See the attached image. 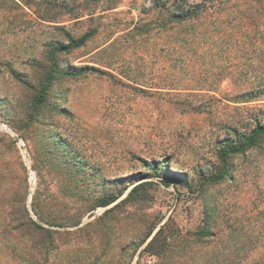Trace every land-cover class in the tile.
Masks as SVG:
<instances>
[{
	"label": "rangeland",
	"instance_id": "374dc122",
	"mask_svg": "<svg viewBox=\"0 0 264 264\" xmlns=\"http://www.w3.org/2000/svg\"><path fill=\"white\" fill-rule=\"evenodd\" d=\"M183 2L199 7L177 22L178 0H0V196L26 178L28 203L46 186L65 213L142 183L111 212L50 227L63 233V264H228L213 256L228 251L230 264H256L264 254V136L213 180L222 143L264 123V0ZM90 31L82 46L56 49ZM69 151L82 177L66 169ZM153 159L157 170L143 161ZM68 172L84 181L77 197ZM205 202L235 229L231 242H191ZM153 224L185 234L160 259L137 245Z\"/></svg>",
	"mask_w": 264,
	"mask_h": 264
},
{
	"label": "trees",
	"instance_id": "16d2710c",
	"mask_svg": "<svg viewBox=\"0 0 264 264\" xmlns=\"http://www.w3.org/2000/svg\"><path fill=\"white\" fill-rule=\"evenodd\" d=\"M195 7L194 5L190 6L186 4L183 0H178V3L175 4V12H172V18L176 19L177 22L186 21L193 16L199 5ZM93 34L94 32L91 31L84 33L80 37L72 39L70 44L59 43L56 49L64 51L74 47H80ZM51 60V66L55 69L56 62L53 55ZM80 68L82 67L78 69L80 70ZM68 73L72 74V72ZM262 91H264V89L260 90V92ZM44 93L43 91L39 92L38 96L35 98L37 103H42L44 101ZM256 94L257 91L250 92L247 97L252 98ZM260 136H264V123L260 121H256L247 132L235 130L234 136L228 137L229 140L222 143V148L219 152V162L220 169L223 171L221 174L214 177L213 180L217 179L221 181L225 178L226 172L228 171V162L226 160L228 155L239 154L249 147L256 146ZM4 141L5 140H0L2 143ZM68 157L70 159L68 158L66 162V169L71 171L73 175L82 177L83 174L80 175V173L75 172L81 170L83 163L80 162L76 155H73V153L71 154L70 151L68 152ZM42 159L41 162L44 163V166L51 165L52 160L50 158L49 160L46 154H42ZM143 161L149 165V168L154 170L158 169V167L154 165L157 164L159 160L153 159ZM72 173L68 172V175L72 176ZM121 178L122 177L118 179ZM67 181L66 191L71 193V195L68 194L70 197H75L78 188L80 185L82 186L83 180L72 176L68 178ZM141 185L142 183L133 186L126 197L121 200L119 199L124 193L122 190L95 199L86 197L82 198L85 204L76 205L74 208L67 209L65 213H60V209L56 208L57 204L53 202L55 197L47 190L46 186L43 188L38 186L32 194L31 202L28 203V185L26 178H24L19 181L11 191L9 189L5 190L0 196V213L4 215V218L0 221V264H63L59 260L65 242L62 236L63 233L58 229H52L50 227L60 228L65 226H77L81 222L82 215L92 211L95 207H107L113 204L108 210L111 212L121 204L127 202L129 197L133 195V192L139 189ZM203 213L202 226L191 233L192 243L213 244L215 241L216 243H223L225 240L227 242L233 240L232 235L235 229L229 228V226H220L218 224V214L220 211L218 210L217 202H205ZM33 215L42 223L37 222ZM155 226L156 224H153L149 227L148 231L143 238L138 241L137 245L146 243L142 251L153 254L160 259L172 252L173 248L176 247V245L173 244L174 240H181L180 243H183L182 241H184L185 234L180 233V231L176 229H170V231L166 232L164 227L165 224L160 226L154 233ZM81 229L83 228L79 227L77 231ZM239 231L242 238L243 236L245 238L242 243H248L247 250L248 248L249 250H253L258 246L259 240L252 239V234H250L248 230L240 229ZM213 256L216 263L221 257L222 263L227 262L230 264V260L233 258V255L229 251L221 253L216 252ZM239 260L240 262L248 260L246 249ZM256 264H264V254H262L260 259L256 260Z\"/></svg>",
	"mask_w": 264,
	"mask_h": 264
}]
</instances>
